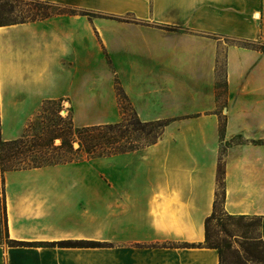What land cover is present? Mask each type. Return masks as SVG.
Masks as SVG:
<instances>
[{"label": "crops", "instance_id": "0c3cea01", "mask_svg": "<svg viewBox=\"0 0 264 264\" xmlns=\"http://www.w3.org/2000/svg\"><path fill=\"white\" fill-rule=\"evenodd\" d=\"M40 1L71 11L0 26L1 142L55 101L77 127L117 116V85L142 123L166 125L110 156L108 174L88 161L0 171V264H220L205 220L221 157L224 211L261 218L264 241V0ZM103 229L108 249L59 245L101 243Z\"/></svg>", "mask_w": 264, "mask_h": 264}, {"label": "rangeland", "instance_id": "374dc122", "mask_svg": "<svg viewBox=\"0 0 264 264\" xmlns=\"http://www.w3.org/2000/svg\"><path fill=\"white\" fill-rule=\"evenodd\" d=\"M16 9L15 12L6 13L4 15V21H11L14 19H20L23 16L36 15L40 17L42 12H46L48 16L55 15L57 13H63L67 11H71L67 8L53 5H39L35 6L34 4L30 5L27 2H17L15 3ZM22 10L23 13H17V11ZM86 15L90 16H98L96 12L86 11ZM89 18V17H88ZM92 19V18H91ZM223 68L221 70L220 76V85L223 87L224 82V74ZM95 80V78L91 76H87V82L91 83ZM120 86L117 85V93H118V111L117 116H82L76 118V120L80 123H83L85 126H93V125H102V124H114V123H122V127L118 129L119 132L127 131V136L129 137L128 141L134 140V144L137 148L144 147L148 144V140L151 138L149 135V128L143 127V125L138 124L137 116L133 112L130 103L127 100L123 99L120 91ZM66 108H69L67 102L63 101H55L51 104H48L43 108V111L37 118L31 121L27 129L25 130L24 135L28 136L26 146L32 145V143L36 142L40 144L37 146L36 152L32 153L31 156H26V159L30 158H41L42 161H45L47 158L56 154L57 156H64L63 160L66 163H79L83 161H88L91 163L100 162L102 165L103 174H108L109 172V157L104 158H90L85 152L77 151V147L74 146V143L78 140L77 128L85 127H77L75 125V118L72 115L71 111H65ZM62 136L65 140L68 141L69 144L72 145V149L68 147L65 149L58 148L53 151L52 147L49 146V143L53 140V146L56 148L62 144L61 138ZM236 141H241L238 138ZM78 143V142H77ZM123 141L121 140L118 144H115V148H120ZM18 146L13 147H4L0 148V162H2V158L9 157L11 158L12 154L17 151ZM23 158V157H22ZM12 165H16L19 167L26 166V164L20 163L19 160L12 163ZM219 214L221 218H216L211 222L210 230H211V240L212 242H220L224 239H227L233 243V250L229 251L225 256L224 264H261L257 262L253 255L257 254L258 257L262 259L264 262V248L261 246L259 242H253L251 245H244L241 247L239 243H241V239L238 235H241L240 227L247 225L251 220L254 221L253 226H250V236L251 237H259L260 233L257 229V220H254L253 217L249 219H245L244 221L238 220V216L229 218L228 213H224L221 206H219ZM255 224V225H254ZM239 226V228H238ZM228 233L231 236H228ZM103 241L101 243H77L75 247H101L103 249H108L109 244V230L103 229L102 235ZM95 244V245H94ZM243 247L248 249V253L243 250ZM248 261H245V259Z\"/></svg>", "mask_w": 264, "mask_h": 264}, {"label": "trees", "instance_id": "16d2710c", "mask_svg": "<svg viewBox=\"0 0 264 264\" xmlns=\"http://www.w3.org/2000/svg\"><path fill=\"white\" fill-rule=\"evenodd\" d=\"M27 2L30 5L34 4L35 6L39 5H53L48 2L40 1V0H0V26L6 25V24H16V23H24L28 21H35L39 19H45L48 17L46 12H42V15L40 17L36 15L29 16H23L20 19H14L11 21H4V15L6 13L15 12V9L17 6H15V3L17 2ZM55 6V5H53ZM17 13H23L22 10L17 11ZM261 49L264 51V46L261 47ZM121 91V90H120ZM123 99L127 100V97L125 94L121 91V94ZM138 124L143 125V127L149 128V135L151 138L148 140V144L155 143L159 137L163 133V129L165 127V122L163 121H156V122H150V123H142L138 118ZM122 127V123H114V124H102V125H93V126H85L81 128H77L78 133V144L79 148L77 151L79 152H85L87 155L90 156V158H104V157H110L115 154L125 153L131 150L136 149L137 147L134 144V140L128 141L129 137L127 136V131H121L119 132L118 129ZM221 137L224 135L225 131V120L221 119L220 122V128H219ZM62 140V144L59 147L53 146V140L49 143V146L52 147V150L55 151L58 148L65 149L69 148L72 149V145L68 143L67 140L62 138V136H59ZM28 136L23 135V137L10 141V142H1L0 141V148L4 147H13L18 146L17 151L14 152L11 156V158L4 157L2 158V162H0V171L3 174L6 171L11 170H20V169H28V168H37V167H44V166H51V165H57V164H65L66 161L63 160L64 156H57L54 154L53 156L47 158L45 161H42L41 158H30L26 159V156L32 157L31 154L36 152L37 146H40V144L34 142L32 143L31 147L26 146L27 144ZM123 141V144H121L120 148H115V144H118L120 141ZM23 157V158H22ZM1 160V159H0ZM19 160L20 163L26 164V166L19 167L16 165H12L15 161ZM224 161L221 157L219 160V166H218V173H217V181H218V187L217 191L215 193V200L213 205V212L209 217L205 220V245L209 248H214L218 251L219 254V262L220 264L225 263V256L226 254L233 250V243L227 239H224L222 241L218 242H212L211 240V230L210 225L211 222L216 218H221L222 214H219V206L222 207L223 211V205L225 201V186H224ZM226 214V212L224 211ZM229 218L235 217L234 215H227ZM252 216H244L240 215L238 216V220L244 221L245 219H249ZM254 220H257V229L259 230L260 236L259 237H251L250 236V226H253L254 221H250L247 223V225L240 227L241 235H238L241 239V243L239 245L242 247L244 245H251L253 242H259L261 246L264 248V241L261 236V218L259 217H253ZM255 225V224H254ZM0 227H1V234L3 237L8 239V223H7V212H6V205L5 200L3 198L0 199ZM239 228V226H238ZM228 236H231V234L228 233ZM11 246H23L24 243L22 242H16L11 241L9 242ZM81 244V243H80ZM60 246L63 247H75L77 243L74 242H61L59 243ZM243 250L248 249L246 247H243ZM257 262L264 264L262 259L258 257L257 254L253 255ZM245 261H248L246 258Z\"/></svg>", "mask_w": 264, "mask_h": 264}, {"label": "water", "instance_id": "95a60500", "mask_svg": "<svg viewBox=\"0 0 264 264\" xmlns=\"http://www.w3.org/2000/svg\"><path fill=\"white\" fill-rule=\"evenodd\" d=\"M74 146L79 148V144L77 142L74 143Z\"/></svg>", "mask_w": 264, "mask_h": 264}]
</instances>
